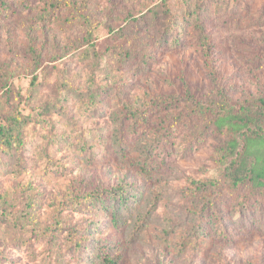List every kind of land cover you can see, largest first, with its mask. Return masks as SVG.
<instances>
[{
    "label": "rangeland",
    "instance_id": "374dc122",
    "mask_svg": "<svg viewBox=\"0 0 264 264\" xmlns=\"http://www.w3.org/2000/svg\"><path fill=\"white\" fill-rule=\"evenodd\" d=\"M230 1L214 2L203 49L192 28L166 46L140 20L174 0H0V107L31 119L23 149L1 155L0 264H102L101 247L118 264H264V133L239 161L252 179L229 190L215 150L239 151L255 123L197 125L192 110L264 93V0ZM127 185L138 202L115 224L90 193Z\"/></svg>",
    "mask_w": 264,
    "mask_h": 264
},
{
    "label": "trees",
    "instance_id": "16d2710c",
    "mask_svg": "<svg viewBox=\"0 0 264 264\" xmlns=\"http://www.w3.org/2000/svg\"><path fill=\"white\" fill-rule=\"evenodd\" d=\"M221 3L219 9L224 6V13L230 7V0H174L177 10H172L164 2L151 6L146 13L140 17L146 28H153L158 31L157 42L164 45H182L185 36L190 28L195 32V38L203 49H210L209 36L206 29L212 11L214 2ZM148 21V22H147ZM29 35V43L32 42L31 33ZM28 53L35 64L38 63V55L33 46L28 48ZM35 79V77H34ZM34 83V81H32ZM0 110L2 111V108ZM192 110L195 112L199 125L201 121L205 124L207 121H216L219 116L236 115L241 119L253 120L255 126L240 133L242 146L239 151L226 142L220 144L216 150V160L220 166V175L222 182H225L229 190H237L252 179L253 170L251 164L244 170H239V161L245 151L246 141L249 137H258L264 133V93L245 96L233 104L223 95H214L209 101L193 105ZM212 115V116H210ZM30 116L13 110H5L1 112L0 120V161L1 155L6 154L10 157L16 155L23 149L25 127L30 122ZM185 123V119L182 121ZM167 124V121L165 120ZM199 127V126H198ZM167 130V126L165 128ZM199 134H205L204 130L199 128ZM18 168V166H17ZM15 167V170L18 171ZM195 189L199 193L213 192L217 190L219 179L204 182H195ZM128 188L130 192L126 191ZM91 199L96 206L105 212L107 217L115 224L123 219L126 211L136 206L138 202V190L133 186L127 185L125 188L116 186L113 188L94 189L90 193ZM27 201L26 209L22 211L18 219L11 220L9 225L20 227L21 222L29 219L30 212L34 207L33 199ZM208 202V198L206 201ZM207 203V204H208ZM11 201L0 199V207H10ZM206 204V205H207ZM208 206V205H207ZM31 208V209H30ZM22 220V221H17ZM122 255L120 248L101 247L99 249V257L102 264H118Z\"/></svg>",
    "mask_w": 264,
    "mask_h": 264
}]
</instances>
